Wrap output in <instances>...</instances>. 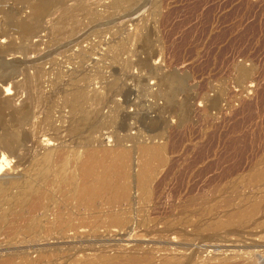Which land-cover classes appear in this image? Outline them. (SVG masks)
I'll use <instances>...</instances> for the list:
<instances>
[{
	"label": "rangeland",
	"instance_id": "obj_1",
	"mask_svg": "<svg viewBox=\"0 0 264 264\" xmlns=\"http://www.w3.org/2000/svg\"><path fill=\"white\" fill-rule=\"evenodd\" d=\"M0 100V264H264V0H0Z\"/></svg>",
	"mask_w": 264,
	"mask_h": 264
},
{
	"label": "bare ground",
	"instance_id": "obj_2",
	"mask_svg": "<svg viewBox=\"0 0 264 264\" xmlns=\"http://www.w3.org/2000/svg\"><path fill=\"white\" fill-rule=\"evenodd\" d=\"M250 73H249L248 69L247 70L245 68L240 69V80L245 81L248 78ZM185 79H186L185 77H182L181 79H179V82H180V80L185 81ZM30 85H31L30 80L26 79L25 81H23L22 85L18 84L16 86H14V88H17V90H18V88L20 89L21 87H26V86H30ZM8 94H10V90L7 88V95ZM3 101H5V100H3ZM3 101L0 100V102L3 103L4 107L5 106L10 107L9 106V104H10L9 100H6L5 102H3ZM216 103H217V99H213V100L209 101V104L205 105L203 110L208 111L209 109L215 107ZM15 110L17 111V109H15ZM12 112H14V111H12ZM16 113H22L23 115L24 114L27 115L29 112L24 110V108H23L21 111L19 110ZM107 138H110V137H107ZM52 140L54 141V139H52L51 137L44 139L42 141L43 146L44 147L52 146V143H53ZM144 150L146 152L148 151L150 153V154L148 153L150 155L149 157H151V156L154 157L155 155L158 156V154L160 153L159 151L162 149L158 145H151V146H147V147L145 146ZM113 153L114 152L111 149H108L106 146H101L100 148H98V149L96 148L94 150L89 149L86 151L82 161L80 162V167H81L82 171H84V173L89 175L90 173H92L96 169L97 165L102 163V161L105 159V157H107L108 155H112ZM2 155L0 157V158H2L1 161H3V159L5 157L4 155H3L4 157H2ZM127 155H128V152L125 148H121L120 150H118L114 155V158H113L114 162H112V164L109 166V168L107 170H105L102 173V175H100V177L96 181L89 182L85 179V181L83 182L81 189H80L81 194L87 193V194H95L96 195V194H100V193L105 192V193L110 194L111 196H119L121 194L124 195L126 193L125 192L126 189L119 187L117 184V181L114 180V177L120 176L123 174V172H124V170H123L124 169L123 168L124 162L123 161H124V159H126L125 157H127ZM111 173H112V175H111ZM252 263H253V261H252Z\"/></svg>",
	"mask_w": 264,
	"mask_h": 264
},
{
	"label": "water",
	"instance_id": "obj_3",
	"mask_svg": "<svg viewBox=\"0 0 264 264\" xmlns=\"http://www.w3.org/2000/svg\"><path fill=\"white\" fill-rule=\"evenodd\" d=\"M5 153V150L3 148H0V157L1 155ZM8 157L14 159L15 163H14V166L15 168H18L20 166V162H21V159H20V156L18 154V152H13V153H6ZM9 176L7 174H2L0 175V187L10 178H8Z\"/></svg>",
	"mask_w": 264,
	"mask_h": 264
}]
</instances>
